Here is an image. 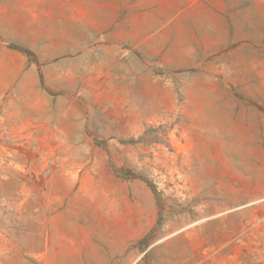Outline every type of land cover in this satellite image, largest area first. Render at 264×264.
Instances as JSON below:
<instances>
[{"label": "rangeland", "instance_id": "374dc122", "mask_svg": "<svg viewBox=\"0 0 264 264\" xmlns=\"http://www.w3.org/2000/svg\"><path fill=\"white\" fill-rule=\"evenodd\" d=\"M0 264H264V0H0Z\"/></svg>", "mask_w": 264, "mask_h": 264}, {"label": "trees", "instance_id": "16d2710c", "mask_svg": "<svg viewBox=\"0 0 264 264\" xmlns=\"http://www.w3.org/2000/svg\"><path fill=\"white\" fill-rule=\"evenodd\" d=\"M21 51L31 56V53H30V52H28V51H26V50H21ZM120 172L123 173V172H126V171H120ZM150 186H151V185H150ZM151 188H154V187L151 186Z\"/></svg>", "mask_w": 264, "mask_h": 264}]
</instances>
